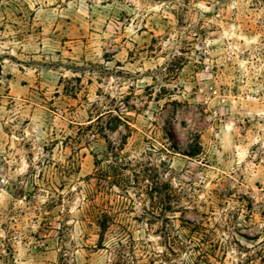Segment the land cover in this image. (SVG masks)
Masks as SVG:
<instances>
[{"label": "rangeland", "instance_id": "rangeland-1", "mask_svg": "<svg viewBox=\"0 0 264 264\" xmlns=\"http://www.w3.org/2000/svg\"><path fill=\"white\" fill-rule=\"evenodd\" d=\"M0 264H264V0H0Z\"/></svg>", "mask_w": 264, "mask_h": 264}, {"label": "trees", "instance_id": "trees-1", "mask_svg": "<svg viewBox=\"0 0 264 264\" xmlns=\"http://www.w3.org/2000/svg\"><path fill=\"white\" fill-rule=\"evenodd\" d=\"M196 154H198V153H196ZM186 155H188V156H193V155H195L194 153H191V154H186ZM102 229L104 228V226L101 224V226H100Z\"/></svg>", "mask_w": 264, "mask_h": 264}]
</instances>
